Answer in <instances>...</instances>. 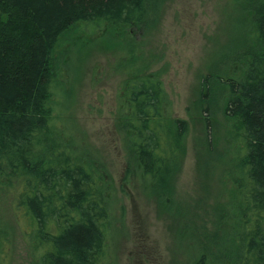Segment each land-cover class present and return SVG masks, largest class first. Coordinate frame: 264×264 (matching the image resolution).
<instances>
[{
  "label": "rangeland",
  "instance_id": "1",
  "mask_svg": "<svg viewBox=\"0 0 264 264\" xmlns=\"http://www.w3.org/2000/svg\"><path fill=\"white\" fill-rule=\"evenodd\" d=\"M147 6L141 23L110 28L80 21L60 36L53 127L75 157L99 170L107 188L112 226L102 264H197L204 252L211 264H238L234 205L243 143L224 112L223 79L242 76L259 46L253 0H148ZM138 75L159 76L165 115L188 121L185 156L168 193L145 174L123 120L124 82ZM1 180L0 263L39 264L34 230L17 207L19 185ZM217 207L224 215L214 226Z\"/></svg>",
  "mask_w": 264,
  "mask_h": 264
},
{
  "label": "trees",
  "instance_id": "2",
  "mask_svg": "<svg viewBox=\"0 0 264 264\" xmlns=\"http://www.w3.org/2000/svg\"><path fill=\"white\" fill-rule=\"evenodd\" d=\"M147 4L0 0V182L5 178L19 185L17 207L34 230L39 264H102L112 226L101 173L75 157L53 127L59 38L80 21L110 28L141 23ZM252 10L259 46L251 48L252 59L242 76L223 79L228 95L224 112L243 143L237 160L239 201L234 205L241 237L238 264H264V0H253ZM210 80L206 76L202 86L208 88ZM165 92L156 75L124 82L128 108L123 120L130 142L161 193L171 192L188 132L187 120L165 115ZM216 214L214 226L224 215L218 207ZM197 264H211L210 254L204 252Z\"/></svg>",
  "mask_w": 264,
  "mask_h": 264
}]
</instances>
